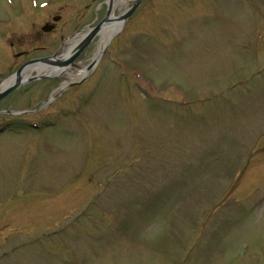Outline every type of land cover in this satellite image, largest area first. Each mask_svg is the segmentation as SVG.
<instances>
[{"label": "rangeland", "instance_id": "rangeland-1", "mask_svg": "<svg viewBox=\"0 0 264 264\" xmlns=\"http://www.w3.org/2000/svg\"><path fill=\"white\" fill-rule=\"evenodd\" d=\"M105 4L0 0V78ZM105 47L0 100L38 108L0 114V264H264V0H141Z\"/></svg>", "mask_w": 264, "mask_h": 264}, {"label": "water", "instance_id": "water-1", "mask_svg": "<svg viewBox=\"0 0 264 264\" xmlns=\"http://www.w3.org/2000/svg\"><path fill=\"white\" fill-rule=\"evenodd\" d=\"M139 1L140 0H134L132 5L127 8L124 12H122L121 15L110 17V12L112 10V0H109L106 6V11L103 15V19L97 24H95L93 27L89 28L81 37H79L80 39L75 41L74 45L70 47V49L65 53L64 56L57 55L60 51L59 49L55 52V54L51 56L36 58L22 64L16 69V72L8 78L7 83H5V85L0 88V98L7 95L8 92L16 88L21 83H27L28 81H33L37 78H42L46 76L60 75L64 73L69 67L76 66L74 62L75 57L84 49V46H86L94 38V35L98 34L103 29V24L113 20L119 21L121 24V22H123V20L127 18L128 15L132 12V10L136 7ZM49 28L50 26L44 25L42 27V30H48ZM36 64L41 65L45 70L36 74H27V76L24 75L26 69L30 65ZM93 64L94 61H91L85 67L90 68ZM71 84H74V82H68L66 86Z\"/></svg>", "mask_w": 264, "mask_h": 264}, {"label": "bare ground", "instance_id": "bare-ground-1", "mask_svg": "<svg viewBox=\"0 0 264 264\" xmlns=\"http://www.w3.org/2000/svg\"><path fill=\"white\" fill-rule=\"evenodd\" d=\"M125 0H117V2L115 3L116 5H120L124 2ZM116 24L115 23H111V24H107L104 26L103 30L100 32L99 34V40L96 42V49L95 51L90 55L91 58H95L97 56V54L99 53V51L102 48V45L104 44L105 40L108 38V36L113 33V31L116 29ZM79 36V34L74 37V39H68L65 40V44L62 46V50L60 51L61 55H64L65 52L69 49L70 45L73 44L74 40H76V38ZM42 71V67L38 64L34 65V66H30L26 69V72L24 73V75H27L28 73H36V72H41ZM67 72H69V70H66ZM84 72V67H80L79 69L77 68L76 70H73V76H80L82 73ZM70 75V74H69Z\"/></svg>", "mask_w": 264, "mask_h": 264}]
</instances>
